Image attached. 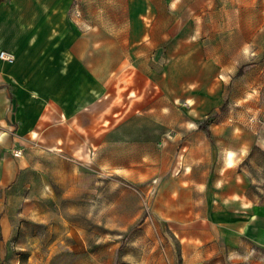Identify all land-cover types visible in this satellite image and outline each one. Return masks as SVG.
<instances>
[{"label":"crops","instance_id":"0c3cea01","mask_svg":"<svg viewBox=\"0 0 264 264\" xmlns=\"http://www.w3.org/2000/svg\"><path fill=\"white\" fill-rule=\"evenodd\" d=\"M263 39L264 0H0V213L38 207L23 193L51 191L53 170L89 172L152 193L179 251L264 248L247 146L200 126L218 73Z\"/></svg>","mask_w":264,"mask_h":264},{"label":"rangeland","instance_id":"374dc122","mask_svg":"<svg viewBox=\"0 0 264 264\" xmlns=\"http://www.w3.org/2000/svg\"><path fill=\"white\" fill-rule=\"evenodd\" d=\"M214 87L222 88L208 102L212 108L199 118L200 126L212 127L215 148L224 144L236 153L247 146L242 164L264 195V39L261 49H246L245 62L230 63L226 78L218 73ZM182 104L190 103L183 97ZM51 174V191L23 193L38 207L29 201L0 213V264H264V248L213 256L179 251L163 223H150L152 193L142 185L89 172L64 182L59 172Z\"/></svg>","mask_w":264,"mask_h":264},{"label":"built area","instance_id":"2783aa9c","mask_svg":"<svg viewBox=\"0 0 264 264\" xmlns=\"http://www.w3.org/2000/svg\"><path fill=\"white\" fill-rule=\"evenodd\" d=\"M0 58L3 60H6V61L12 62L14 59V55L10 52L2 50V51H0ZM20 153H21V151H19V150H16L14 152L15 155H18Z\"/></svg>","mask_w":264,"mask_h":264},{"label":"trees","instance_id":"16d2710c","mask_svg":"<svg viewBox=\"0 0 264 264\" xmlns=\"http://www.w3.org/2000/svg\"><path fill=\"white\" fill-rule=\"evenodd\" d=\"M243 69H244V67H241L240 70H239V72H238V74H241V73L243 72ZM225 104H226V103H224V104L222 105V108L225 106ZM207 132H208V134L210 133L209 130H207Z\"/></svg>","mask_w":264,"mask_h":264}]
</instances>
